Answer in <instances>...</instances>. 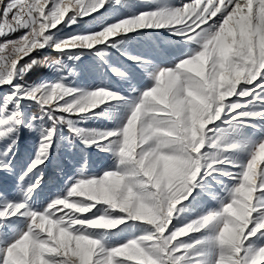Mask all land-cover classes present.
Here are the masks:
<instances>
[{"label": "snow or ice", "instance_id": "obj_1", "mask_svg": "<svg viewBox=\"0 0 264 264\" xmlns=\"http://www.w3.org/2000/svg\"><path fill=\"white\" fill-rule=\"evenodd\" d=\"M149 5L0 0V172L15 178L0 190V264H264V0ZM85 17L91 28L63 32ZM149 29L179 38L163 42L167 64L129 49ZM110 48L148 78L130 95L110 83L109 71L131 82ZM45 49L92 56L100 79L76 84L57 59L54 80L29 83ZM100 117L113 126H79ZM23 128L36 138L17 170ZM75 139L111 163L89 174L85 156L66 176L59 155ZM50 166L65 180L45 199Z\"/></svg>", "mask_w": 264, "mask_h": 264}, {"label": "rangeland", "instance_id": "obj_2", "mask_svg": "<svg viewBox=\"0 0 264 264\" xmlns=\"http://www.w3.org/2000/svg\"><path fill=\"white\" fill-rule=\"evenodd\" d=\"M173 3H179V0H171ZM151 0H129V4L135 6L136 11H144L147 10ZM120 13L122 15L129 14L127 8H120ZM99 19V17H97ZM95 21L91 17H85L83 22H79L77 24H73L71 28L65 27L63 29L64 33H71L77 30L83 31L85 29L91 28L94 25ZM134 37L128 43V47L132 52H137L145 55H153L155 58L161 60V62L167 64L168 60L171 57L173 52L172 49L168 48L163 42L165 40H173L179 39L178 37L171 36L166 30H143L140 35L136 33L130 34ZM155 40L160 44L161 49L168 53L165 57H159L156 55V50L152 46V41ZM193 47H195L193 45ZM42 63L40 65L35 66L32 70H30L25 79L31 82H38L43 79L54 80L58 75L57 72L49 69L48 65L53 64L57 59H63L68 65H70L74 72L76 73L74 76L70 77L74 83L79 85H89L98 82L100 79L99 75L94 71L93 65L94 60L92 56L82 55L81 58L77 61H69L67 56L60 57V55L51 49L41 50L39 56L36 57ZM108 58L110 63L117 67H125L128 72L131 82L128 80H120L108 72V76L110 78V83L114 86V90L120 91L124 95H130L127 91L132 84H135L137 87L142 86L146 82H148V78L146 75L142 73V70L139 69L136 65H134L131 61L127 60L124 56L121 55L119 51L116 49L108 50ZM3 93L0 92V96ZM26 111L29 113H34L36 109L32 106H28ZM80 127L84 128H95V129H103L105 127H112L113 122L100 117L95 119H89L86 122H81L79 124ZM250 132H255L256 130H249ZM65 135L68 134V129L65 127L63 129ZM36 138L35 132H30L27 128H23L20 133V141L17 146V151L15 157L13 159V163L15 164L17 170L23 168L26 164V161L29 155L33 154V143ZM83 150V152L81 151ZM87 157V166L84 164V157ZM59 159L63 162L66 176H72L77 173V171L81 167H85V171L89 174L98 172L99 170L105 168L109 163H111V159L107 153L97 152L95 148L85 149L84 145L79 141V139H75L72 145H69L67 140L64 142V147L60 151ZM45 184L42 190V198H47L49 196H53L58 188H61L64 184L65 177L57 174L53 167H49L45 173ZM15 185V178L9 177L7 173L0 172V190H8L11 191ZM215 202H210V206H214Z\"/></svg>", "mask_w": 264, "mask_h": 264}]
</instances>
